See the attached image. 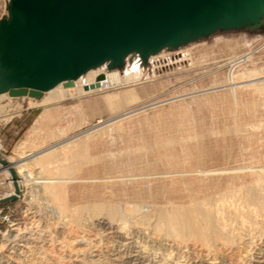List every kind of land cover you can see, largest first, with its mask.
I'll list each match as a JSON object with an SVG mask.
<instances>
[{"label": "rangeland", "instance_id": "obj_1", "mask_svg": "<svg viewBox=\"0 0 264 264\" xmlns=\"http://www.w3.org/2000/svg\"><path fill=\"white\" fill-rule=\"evenodd\" d=\"M9 7L10 0H0V22L9 19ZM260 14L153 52L132 51L117 64L105 60V70L121 73L138 61L143 76L131 84L79 95V77L61 81L73 94L46 106H36L29 96L1 98L4 158L20 159L17 147L23 142L22 159L53 149L50 173L61 174L65 168L68 175H77L65 181L63 206L137 204L143 208L141 215L154 220L143 217L146 225L125 226L117 220L110 231L97 225L100 215L88 218L83 213L80 221L85 227H78L69 211L68 216L65 211L60 214L58 203L47 198L41 184L35 185L50 174L28 160L35 178L27 182L17 174L20 193L10 203L11 222L2 224L0 264H125L131 254L141 255L134 264H169L180 252L186 254L181 264H222L205 256V249L194 241L167 251L165 237L154 230L153 221L170 202L188 205L204 198L222 200L221 196L229 202L257 191L256 183L264 180V4ZM230 70L241 82L235 94L229 87L220 88ZM255 76L260 78L246 81ZM48 107L53 119L38 130L36 121ZM79 141L81 145L71 148ZM255 246L262 251L256 249L252 258L243 247V255H218L225 264H264V244L258 240Z\"/></svg>", "mask_w": 264, "mask_h": 264}, {"label": "water", "instance_id": "obj_2", "mask_svg": "<svg viewBox=\"0 0 264 264\" xmlns=\"http://www.w3.org/2000/svg\"><path fill=\"white\" fill-rule=\"evenodd\" d=\"M263 4L242 0L229 7V24L216 28L258 18ZM207 5L209 17L225 6L221 0H11L9 12H20L23 19L14 14L0 22V73L5 68L12 72L0 92L39 98L56 83L75 79L106 59L117 64L132 51L158 50L189 23L197 34L209 32L199 14ZM104 78L99 74L85 89L99 86ZM10 171L16 193L3 201L20 193L15 170Z\"/></svg>", "mask_w": 264, "mask_h": 264}, {"label": "bare ground", "instance_id": "obj_3", "mask_svg": "<svg viewBox=\"0 0 264 264\" xmlns=\"http://www.w3.org/2000/svg\"><path fill=\"white\" fill-rule=\"evenodd\" d=\"M221 1L224 3L225 6L219 7L217 9L216 14H214L210 17L207 16V14H206L207 9L209 8V5L205 6L200 11V13H199L200 18L202 20V23L204 24L205 31H210V30L212 31L214 28H216L217 25H219L221 23L229 24V22H228L229 18L227 15L229 13V7L237 6L238 4L241 3L242 0H221ZM14 14H17L19 18L23 19V15L20 12H16ZM14 14L11 12L9 13V20L13 18ZM196 30H197V27L193 26L192 23H189L188 25H186L185 27H183L179 31L178 37L177 36L170 37L165 42H163L161 45H159L158 47H163L166 45H176L179 42L183 41L184 39L188 38L190 35L197 34ZM150 52H152V50H150ZM236 59H238V58H236ZM243 59L246 60V57ZM105 62L106 61L104 60L100 64L95 66L96 69H93L94 67L87 69L86 77H82L80 75L81 77L79 76V78H77L79 85L75 91L79 95L89 94V93H93V92H99V91L108 90V89L120 87L123 85L131 84L132 82H136V81L140 80V78L143 76V70H142V67L138 61H135L130 67L125 69L123 73H121L117 69L110 70V71L105 70V65H103V63H105ZM233 71L230 70V72H228V76L226 78V84H223V85L221 84L220 88L229 87L231 89V91L233 92V94H235L236 87L238 86V84L241 85V82L235 80ZM101 73H103L105 75V78L100 81V85L95 86L94 88L89 87L88 89H85L84 86H90L91 84L96 83V77ZM10 76H12V72H10V70L7 71L6 68L0 73V88L2 87V84H3L2 81L5 80L6 77L8 78ZM258 78H260V76H255V77L250 78L246 81L252 83V81H254L256 79L258 80ZM262 80L264 81V78ZM56 84L53 85L51 88H49L46 91V94L45 95L43 94V96L41 98L38 99V98L30 97L31 100H34L33 103L36 106H46V105L53 103L55 101H59L61 99H64L68 94H70V95L73 94L72 90L64 87L61 82L59 84L58 83H56ZM6 94L9 96V94L6 92H0V99L3 98ZM35 105H33V106H35ZM2 109H3V105L2 106L0 105V113H1ZM48 110H50V109L45 108V111H44L45 116L52 113L51 112L52 110L51 111H48ZM2 115H4V114H2ZM2 115H0V116L2 117ZM50 115H52V114H50ZM50 115H48L46 117L48 120L51 119ZM52 119H51V121H52ZM7 120H8V118H7ZM39 125H40V119L37 121L36 127L39 128ZM105 125H107V124H105ZM40 129H41V127H40ZM93 130H95V128ZM72 140H73V138H72ZM81 144H82V142L79 141L76 144H72L71 148H75L77 145H81ZM17 148H19V150L17 151V153H18L17 155L19 156L18 158H20V159H15V157L13 155L5 159L7 164H4V169L9 174L10 180L12 182H14L13 175L11 174V171H10L11 169H14L16 175L17 174H19V175L23 174L25 179H26V180L25 179L24 180L28 182L29 179H32L35 177L32 176L33 171L31 169H29V167H28L29 163L27 161L30 160L33 164L39 165L41 167V169L43 168L46 171V173L50 174V175H46V178L44 176V178H45L44 181L40 180V181H42V183L35 182V185L38 186L41 184L40 186H43L42 188L44 189V193L46 194L47 198H49L50 201L53 203H58V208H56V209L60 214H62L65 211L64 213H65V215H67L66 212L69 211L73 217V218H69V219H72L71 221L72 222L74 221L78 225V227H80V226L85 227L82 224L83 218H81V215L83 216V213L84 214L88 213V218L100 215L102 220H99L97 225H99L101 228H104V230H110L111 231V229H113V227H114L113 226V224L115 223L114 221H117V220H120L121 223L124 224V226L126 224L146 225V221H147L146 219L148 218L147 217L148 215L147 216H146V214L141 215L143 208L139 209V207H137V204L136 205L135 204L134 205L133 204H131V205L130 204H124L123 205L122 204L121 206H119V205H113L110 203H109V205L108 204L106 205V204H104V202L103 203L102 202L101 203H98V202L95 203L94 202L93 204H90V203L87 205L83 204V205H81V207L80 206L77 207V205H76L75 207L70 208V209L66 206H63V204L61 202L62 201L61 191L66 186L65 181H73V179L77 175H68V172L64 171L65 168H63V172L61 174L60 173L59 174L53 173V172L50 173L51 172L50 171L51 159L55 156L54 153H51V152H53V149H50V150L48 149L47 152L44 150L46 152V153L44 152L46 154L44 156H43V153H37V154L29 153V154H26V155H30L28 158L22 159V158H24V155H23L24 151H22L23 142L21 144L19 143ZM82 151H84V150H82ZM63 166L64 165H62V167ZM78 166H80V165L77 164V167ZM81 168H80V170H81ZM78 170H79V168H78ZM51 174L53 176H51ZM62 176H67L68 179L65 180L62 178ZM261 181H262V183H259V182H258L259 184L256 183V185L259 186V187H257L258 189L255 187V190L257 189V191L252 192V189H251V192H248V193L246 192L247 194L240 197V198L235 197L236 196L235 195L234 197L237 198V200H239V201H237L235 199L229 201V198L232 197V194H231V197H228L229 202L224 201L226 199L222 198V196L220 197L221 194L219 193L217 195L223 201L222 200H216L218 198L214 199V201H213V199H210V198L209 199L207 198L206 200L204 198V200H197V201L195 200L194 202H191L188 205H180V204H174V203L168 202L169 205L166 207L164 206L163 209H160L158 216L157 215L155 216V217H157V219H156V222L153 221V224L155 223L154 230L161 232L163 234V236L165 237L164 244H165V249L167 251L168 250L170 251V249L173 248V245H176L175 247L179 248L182 244H186V242H188V241H194V242L198 243L199 245H201L203 247V249H205V256L210 257L211 260H213V262H214V260L217 261L219 259L220 260L219 263L221 262L222 264H225V262L221 261L219 255H218L219 254L218 252L226 253L230 257L236 253L240 254L241 253L240 252L241 247L244 248V251L246 253V257L250 256V258H252V256L256 252L255 250L258 249L255 246L256 242L259 240L261 243L264 244V180H261ZM16 182L18 183V185L20 187V184L18 182V178H17ZM33 184L34 183L32 182L31 186ZM245 185H247V184H245ZM254 186H255V183H254ZM254 186H252V188ZM33 187H36V186H33ZM248 187H245V190ZM236 188L237 189L234 190L235 192H233L235 194H237V192H239V190H238L239 187H237V185H236ZM243 188L244 187H242V190L244 191ZM35 189H37V188H35ZM38 189H39V187H38ZM231 190L233 191V189H231ZM236 190H238V191L236 192ZM248 190L250 191V187ZM13 191H15V193H16L15 185H14ZM225 192L226 193H224V192L223 193L225 195H227L228 190ZM230 192H229V195H230ZM33 195L34 194L32 193L31 199H33ZM234 197H232V198H234ZM213 198H214V196H213ZM29 206H30V204H29ZM136 207L138 210H136ZM148 211L149 210H147L146 213H148ZM137 213H139V217L141 215L140 218L137 217V215H138ZM149 215L151 216V214H149ZM143 217H145V218L147 217V218L145 219ZM86 218H87V216H86ZM141 218L144 219L145 222H143V220ZM76 220H77V222H76ZM80 220L82 221V223ZM85 220H87V219H85ZM149 220L151 222V220H154V219H149ZM117 222H119V221H117ZM151 223H150V225H152ZM147 224H149V223L147 222ZM100 227H99V230H100ZM150 227L153 229L152 226H150ZM66 228H67V226H66ZM121 228H123V227H121ZM126 228H127V226H126ZM99 230H97V231H99ZM125 231H126V229H125ZM159 232H158V234H159ZM97 236H99V235H97ZM261 247H263V246L261 245ZM234 248H237L239 250H235ZM181 249H183V248H181ZM258 250H259V253L262 251V249H258ZM135 251H137V250H135ZM137 252H139V251H137ZM191 253L193 255V253H195V252H191ZM167 255L170 256V253H167ZM122 256H124V255H122ZM140 256H138L137 254H134V255L131 254L130 256L127 257V260H124V261L122 260V261L125 264L126 263H129V264L133 263L134 264V263H137V261L140 259ZM181 257H184V255L180 252L179 257L175 258V259L172 258L174 260L169 264H181V262H178L179 259H181ZM184 258H186V254H185ZM195 258H196V256H195ZM169 259H171V258H169ZM184 260H186V259H184ZM188 260L190 261V259H188ZM167 261H168V259H167ZM186 263H187V261L184 264H186ZM263 263H264V260H263Z\"/></svg>", "mask_w": 264, "mask_h": 264}, {"label": "built area", "instance_id": "obj_4", "mask_svg": "<svg viewBox=\"0 0 264 264\" xmlns=\"http://www.w3.org/2000/svg\"><path fill=\"white\" fill-rule=\"evenodd\" d=\"M8 99V98H7ZM19 100L24 99V97H10L8 100ZM0 120V121H4ZM5 143L4 139L0 137V157L5 156ZM14 190V182L10 180L9 174L5 171L4 165L0 160V234L2 233V224H9L11 222V212H10V203L11 201H3L5 198H8L13 195L12 191Z\"/></svg>", "mask_w": 264, "mask_h": 264}, {"label": "crops", "instance_id": "obj_5", "mask_svg": "<svg viewBox=\"0 0 264 264\" xmlns=\"http://www.w3.org/2000/svg\"><path fill=\"white\" fill-rule=\"evenodd\" d=\"M6 97H7V96H5V98H6ZM49 105H50V104H49ZM48 109H50V110H48V111H51V108L48 107ZM44 111H45V108H44ZM44 111H43V113H41L40 117L37 119V121L40 119V125H39V128L36 127V124H35V128L38 129V130L40 129L41 125L43 124V121L47 120L46 117H47L48 115L52 114V115H50V117H51V119L53 118V117H52V116H53V111H51L52 113L49 112L50 114H48L47 116H45ZM43 114H44V115H43ZM50 117H49V118H50ZM51 119H50V120H51ZM37 121H36V123H37Z\"/></svg>", "mask_w": 264, "mask_h": 264}]
</instances>
